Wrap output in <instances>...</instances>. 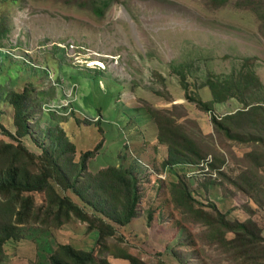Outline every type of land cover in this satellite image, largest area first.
I'll return each instance as SVG.
<instances>
[{
    "label": "rangeland",
    "instance_id": "1",
    "mask_svg": "<svg viewBox=\"0 0 264 264\" xmlns=\"http://www.w3.org/2000/svg\"><path fill=\"white\" fill-rule=\"evenodd\" d=\"M103 2L110 6L100 18L93 6ZM245 67L264 86V0H0V114L6 127L0 142H14L7 96L28 87L35 100L32 131L23 143L31 153L54 151L69 186L87 200L83 188L90 178L111 200L108 180L101 185L109 166L130 170L140 196L137 219L120 226L55 176L50 182L59 196L111 225V236L98 244V233L88 229L92 223L76 218L57 225L44 193H23L34 200V215L19 224L21 236L0 248V264H48L65 243L94 252V264H129L117 258L125 254L146 264H264V166H258L264 164V137L259 140L258 124L247 119L229 125L236 140L212 130L213 118L242 111L239 101L249 103L261 92L244 86L231 92L238 101L216 105L212 113L200 106L212 101L209 79L229 84ZM160 111L205 160L164 167L168 149L157 139ZM51 132L59 148L49 140ZM87 151L94 155L74 184L76 163ZM210 158L218 169L211 170L215 181L199 175ZM42 165L36 160L29 169L39 173ZM179 183L187 186L191 206L174 189ZM213 206L230 222L256 225L258 250L246 255L223 242L221 237L229 242L234 235L208 226L200 214L216 217Z\"/></svg>",
    "mask_w": 264,
    "mask_h": 264
},
{
    "label": "trees",
    "instance_id": "2",
    "mask_svg": "<svg viewBox=\"0 0 264 264\" xmlns=\"http://www.w3.org/2000/svg\"><path fill=\"white\" fill-rule=\"evenodd\" d=\"M109 6L110 2H103V6L95 4L93 6V12L96 16L101 18L104 16V9H107ZM230 78H233V81L229 84L225 82L221 83L215 79L208 80L205 88L211 91L212 101L210 103L200 102V106L205 108V112L212 113L215 111L216 105L226 104L230 100L238 101L239 99H237L235 95H232L231 92L240 91L244 86H249L252 89L257 86L258 90L261 92V96L252 99L249 103L239 101L245 106L242 111L233 115H228L220 120L213 118L212 130L218 135L224 134L229 140H236L238 138L233 135V131L229 125L237 119H247V122L250 121V123L255 122L258 124V132L262 136L259 140H262L264 137V86L256 75L249 72L246 67L237 75ZM6 100L14 110V132L8 134L13 138L14 142H0V197H5V200L0 203V207H6V209H0V214L7 216V218H3L0 223V248L2 249V246L7 241L17 239L21 236L23 229L20 228L19 224H23L34 215V200L23 196V193L33 192L45 194V206H47L49 210L50 218L55 221L57 225L67 224L73 218L82 222L92 223L88 228L89 231L98 233V244L104 242L111 236V232H113L112 226L106 225V223L98 219V217L92 220L90 216L84 212L80 206L73 203L70 198L61 197L54 190L50 179H53L55 176L61 177L62 181L65 183L62 185L64 188H71L68 184L70 180L63 174L54 156V151L45 150L42 156H35L23 143V139L30 136L32 131L30 113L33 108L32 101L35 100L32 90L26 87L23 92L13 91L9 93ZM54 112L55 111H50L48 113L54 115ZM158 113L161 115L162 119L158 120V143L160 142L163 146L166 145L168 149V157L164 163L165 168L175 169L180 166H190L194 162H200L206 159L205 155H201V151L197 145L193 141L188 140L182 130L174 125L172 118L169 117L167 112L164 111L161 113L160 111ZM98 121H100L99 118H97L94 123ZM0 129H4V131L6 129L4 124H2L1 114ZM59 132L63 136V131L59 130ZM51 135L52 137H50L49 140L53 145L59 148V144L54 142V132H51ZM209 136L213 135L211 134ZM100 142L101 141L98 143ZM51 147L54 149V146ZM69 149L73 150L72 147H69ZM93 155V151H87L79 158L76 166L80 169V174L77 179L74 180V184L78 183V178H80L81 173L85 171L88 160ZM193 159H195V161H193ZM36 160L43 162L39 173L29 169L30 164L34 165ZM213 162L214 163L209 164L210 170H218L216 168V160L214 159ZM258 166L263 167L264 164H258ZM102 176L104 178L101 181V185H104L107 180L110 184V201L102 198V193L99 192L101 188L95 178H90V180L84 184L83 190L89 193V200H87L86 195L81 193L80 190H76L75 185L71 190L78 197L85 200L87 205L90 204L96 211L98 210L101 215H105L116 225H129L138 217L137 208L140 203V196L136 179L127 168L124 169L123 167L116 166H109V168L103 170ZM209 178L213 180V178ZM174 189L178 191V193H181L182 199L188 206L194 203L184 183H179L177 186H174ZM239 189L242 191L241 188ZM191 208L193 209V207ZM213 210L217 213L216 217L204 211L200 214L203 215L208 226L218 225L223 227L226 232H230L234 235V239L229 242H226L224 238L221 237L223 242L227 245H231L233 249L241 250V253L246 255L250 250H258L257 237L259 236V230L256 225L252 222H230L227 220V216L221 214L216 207L213 206ZM95 222H98L100 225H94ZM117 258L127 260L129 264H146L131 254H125ZM95 261L96 256L94 252L80 250L71 244L65 243L59 244L55 251L50 254L48 264H94Z\"/></svg>",
    "mask_w": 264,
    "mask_h": 264
},
{
    "label": "built area",
    "instance_id": "3",
    "mask_svg": "<svg viewBox=\"0 0 264 264\" xmlns=\"http://www.w3.org/2000/svg\"><path fill=\"white\" fill-rule=\"evenodd\" d=\"M46 111L47 112H50V111H54V105H48L46 106ZM212 163V159L210 158L208 161H207V164L206 166H201L200 168H204L202 169V171L199 172V175L201 174H204V176H207V177H211V178H215L216 177V173L214 172H211V170L209 169L208 165Z\"/></svg>",
    "mask_w": 264,
    "mask_h": 264
},
{
    "label": "crops",
    "instance_id": "4",
    "mask_svg": "<svg viewBox=\"0 0 264 264\" xmlns=\"http://www.w3.org/2000/svg\"><path fill=\"white\" fill-rule=\"evenodd\" d=\"M225 106H226V105L222 106V108L225 107ZM209 134H210V133H209Z\"/></svg>",
    "mask_w": 264,
    "mask_h": 264
}]
</instances>
